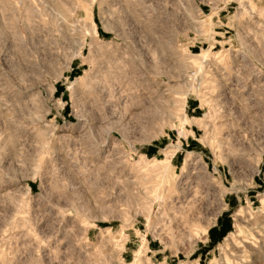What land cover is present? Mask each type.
Masks as SVG:
<instances>
[{
  "label": "rangeland",
  "instance_id": "1",
  "mask_svg": "<svg viewBox=\"0 0 264 264\" xmlns=\"http://www.w3.org/2000/svg\"><path fill=\"white\" fill-rule=\"evenodd\" d=\"M0 264H264V0H0Z\"/></svg>",
  "mask_w": 264,
  "mask_h": 264
},
{
  "label": "bare ground",
  "instance_id": "2",
  "mask_svg": "<svg viewBox=\"0 0 264 264\" xmlns=\"http://www.w3.org/2000/svg\"><path fill=\"white\" fill-rule=\"evenodd\" d=\"M203 82V81H202ZM180 94V93H179ZM186 95V94H185ZM178 99L179 100H182L183 101V103L185 104V102H186V96H184V95H182V96H178ZM177 99V100H178ZM180 102V101H179ZM176 104V103H175ZM171 105V104H170ZM170 111V110H169ZM174 113V112H173ZM187 118V116L186 117H184V119H186ZM165 162H166V160H164ZM163 162V161H162ZM165 165V164H164ZM168 165V164H167ZM179 202V201H178ZM180 204V203H179ZM242 213V212H241ZM240 216V215H239ZM242 217V216H241ZM151 223V222H150ZM154 223V222H153ZM155 223H156V221H155ZM155 223H154V225H155Z\"/></svg>",
  "mask_w": 264,
  "mask_h": 264
}]
</instances>
